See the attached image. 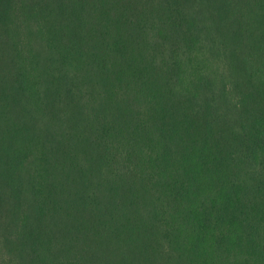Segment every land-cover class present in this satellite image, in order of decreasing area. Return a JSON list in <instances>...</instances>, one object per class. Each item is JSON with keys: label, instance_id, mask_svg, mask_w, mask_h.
Segmentation results:
<instances>
[{"label": "trees", "instance_id": "obj_1", "mask_svg": "<svg viewBox=\"0 0 264 264\" xmlns=\"http://www.w3.org/2000/svg\"><path fill=\"white\" fill-rule=\"evenodd\" d=\"M0 264H264V0H0Z\"/></svg>", "mask_w": 264, "mask_h": 264}, {"label": "rangeland", "instance_id": "obj_2", "mask_svg": "<svg viewBox=\"0 0 264 264\" xmlns=\"http://www.w3.org/2000/svg\"><path fill=\"white\" fill-rule=\"evenodd\" d=\"M220 71H223V68L220 66Z\"/></svg>", "mask_w": 264, "mask_h": 264}]
</instances>
